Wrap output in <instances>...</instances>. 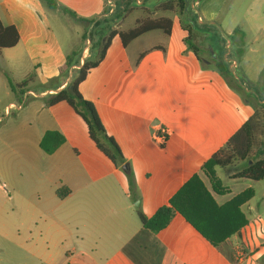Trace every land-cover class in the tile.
Returning a JSON list of instances; mask_svg holds the SVG:
<instances>
[{
    "label": "crops",
    "instance_id": "obj_1",
    "mask_svg": "<svg viewBox=\"0 0 264 264\" xmlns=\"http://www.w3.org/2000/svg\"><path fill=\"white\" fill-rule=\"evenodd\" d=\"M24 1L41 13L46 7L41 0ZM57 1L92 21L75 20L93 30L95 41L74 53L69 75L54 87L29 88L40 63L16 84L8 76L15 100L0 114V264H264V221H257L262 220V213L252 204L254 197L242 205L248 225L221 249L179 213L154 233L140 221L125 173L97 148L84 120L66 102L45 104V98L71 82L86 59H97L105 20H110L113 29L129 30L133 27L123 29L121 23L136 11L126 12L128 0ZM166 1H155L150 7L143 4L153 17L173 19L170 35L161 31L164 41L131 54L128 49L140 37L125 48L116 35L105 57L79 85L132 165L139 207L148 217L169 204L254 114L257 105L264 103V0H234L227 7L228 0H187L184 15L163 12L160 8ZM119 8L124 13L117 19ZM236 11L240 26L230 29L227 46L234 47L238 58L224 61L214 49L224 46V40L210 37L215 32L208 31L222 13ZM141 17L135 18V24ZM0 18L5 26L16 27L19 44L18 25L4 0H0ZM191 20L206 29L197 34L196 25L192 27L198 54L185 42L189 32L184 25H192ZM237 28L242 33L233 36ZM4 49L0 57L6 60ZM230 60L237 63L244 79L233 76ZM218 63L226 67L227 76ZM27 78L29 82L13 91L10 80L20 85ZM161 129L168 132L164 143L158 138ZM49 131H58L66 139L52 154L40 146ZM223 185L227 193L215 195L220 204L252 187L233 191ZM62 188L68 192L63 197Z\"/></svg>",
    "mask_w": 264,
    "mask_h": 264
},
{
    "label": "trees",
    "instance_id": "obj_2",
    "mask_svg": "<svg viewBox=\"0 0 264 264\" xmlns=\"http://www.w3.org/2000/svg\"><path fill=\"white\" fill-rule=\"evenodd\" d=\"M41 1L50 10L61 11L77 21L92 23L91 20L80 18L74 11L60 5L57 0ZM137 1L134 5L144 8V1L142 4H138ZM187 7V0H167L160 9L163 12L184 15L187 12ZM132 11L134 8L131 7L130 3H127L126 12ZM190 22H194V20ZM172 23L173 19L167 16L153 17L150 10H147L146 17L137 19L135 26L129 30L113 29L110 20H105V25L101 29L103 33L99 35L97 43L100 49L97 59H86L65 88L44 99L47 106L60 102H66L70 105L87 124L89 136L97 148L116 167L122 169L124 164H129V167L126 170L122 169V171L128 179L130 197L134 202L139 200L140 195L132 165L124 157L116 140L106 132L95 105L86 100L80 93L79 85L86 79L89 71L97 67L105 57L113 37L119 35L123 46L126 48L137 38L152 31H162L165 35H170ZM97 25L99 24L95 22V26ZM184 28L189 32V36L185 40L188 48L198 54L199 50L193 42L192 25H184ZM239 33L242 32L237 28L232 35L236 36ZM91 36H93V30L90 32V38ZM84 39L87 40V36H84ZM18 41L19 33L16 27L5 26L0 18V50L12 48L17 45ZM73 55L74 53L68 56L69 68L73 65L71 61ZM142 57L143 54L139 59ZM218 66L222 74L225 76L229 74L223 64L218 63ZM29 81L30 78H27L22 84L14 85L10 80V84L13 91H17ZM65 141V137L60 132L49 131L43 137L40 146L46 153L52 154ZM235 161L240 162L241 167L236 171L233 178L253 181L264 179V103L257 105L254 114L203 164L200 173H195L185 182L171 197L169 204L160 207L152 217L146 216L138 207L137 213L143 227L157 233L166 228L174 215L179 213L213 246L221 249V245L228 238L239 233L242 228L248 225L249 220L242 210V205L255 195L254 189L249 187L223 204L216 200L215 195H223L228 191V188L223 185V181L217 175V169L231 166ZM67 193L63 188L60 189L62 197Z\"/></svg>",
    "mask_w": 264,
    "mask_h": 264
},
{
    "label": "rangeland",
    "instance_id": "obj_3",
    "mask_svg": "<svg viewBox=\"0 0 264 264\" xmlns=\"http://www.w3.org/2000/svg\"><path fill=\"white\" fill-rule=\"evenodd\" d=\"M7 4L9 13L15 19L21 39L19 44L12 48H5L6 60L0 57V114L4 106L15 100V95L12 93L8 76L11 77L14 83H18L23 80L27 75L32 73L34 65L40 63V67L37 70V76L33 82L30 83L29 88L39 90L41 88H51L64 82L69 75L68 56L71 53L79 54L82 51V47L93 45L95 41L94 36L90 38V28L82 23L76 22L70 16L55 11H51L47 7L43 8L42 13L35 8H31L24 0H4ZM145 5L150 7L160 0H144ZM201 2L204 0H200ZM234 0H228L226 7L233 4ZM127 2V1H126ZM136 3V0H128V3ZM238 2L236 3V5ZM134 13L124 20L121 25L123 29H129L135 26V18L137 16L146 17L147 11L141 7H137L134 4ZM119 7L120 3H119ZM124 11L119 8L116 15L117 19L123 15ZM173 15L171 12H167ZM195 23V24H194ZM192 24L195 33L206 31L205 27H199L196 20ZM217 24L210 28L208 32L214 31L215 34H210L222 37L224 40V46L220 48L214 47L215 51L221 54L223 60L228 61L231 58H238L233 49L234 47L227 46L231 44V36L229 35L230 29H234L240 26L238 11L228 15L227 12L221 14ZM199 27V28H198ZM92 31V30H91ZM87 32V33H86ZM94 33V32H93ZM87 36L88 40L83 38ZM91 39V40H89ZM165 36L161 31H154L141 36L128 51L132 54L136 49H150L153 44L160 41H164ZM202 44L203 41L199 40ZM98 50V49H97ZM1 56V55H0ZM71 61H74L73 59ZM6 62V63H5ZM233 76L238 79L240 76L239 68L231 69ZM240 78L244 79L243 76ZM1 121V120H0ZM241 167V163L235 161L233 165L226 168H219L220 179L231 186L233 191H239L244 187L251 185L254 189L255 196L252 200L254 206L259 207V211L262 213V220L264 221V179L260 181H253L250 179L238 178L235 181L231 180L233 174ZM0 182H3L2 178ZM3 192L0 191V198L3 199ZM2 201L0 200V205ZM7 207V206H6ZM8 224V221H7Z\"/></svg>",
    "mask_w": 264,
    "mask_h": 264
},
{
    "label": "built area",
    "instance_id": "obj_4",
    "mask_svg": "<svg viewBox=\"0 0 264 264\" xmlns=\"http://www.w3.org/2000/svg\"><path fill=\"white\" fill-rule=\"evenodd\" d=\"M137 3H138V4H141V0H138ZM109 4L111 5V7H112V6H115V4H113L112 1H109ZM199 19H201V18L199 17ZM85 51H86V50H85ZM229 62L231 63L232 68L237 67V63H236L235 61L230 60ZM158 138L160 139V141H161L162 143H164V142L167 140V138H168V132H167V130H165V129H161V130H160V134L158 135ZM244 255H245V253L243 254V252H242V250H241V253L239 254L240 258H243Z\"/></svg>",
    "mask_w": 264,
    "mask_h": 264
},
{
    "label": "water",
    "instance_id": "obj_5",
    "mask_svg": "<svg viewBox=\"0 0 264 264\" xmlns=\"http://www.w3.org/2000/svg\"><path fill=\"white\" fill-rule=\"evenodd\" d=\"M128 167H129V164L127 163V164H124V165L122 166V169H123V170H126ZM140 202H141L140 199L137 200V201L135 202V206L139 207V206H140Z\"/></svg>",
    "mask_w": 264,
    "mask_h": 264
}]
</instances>
